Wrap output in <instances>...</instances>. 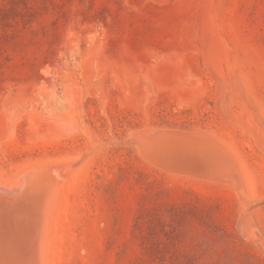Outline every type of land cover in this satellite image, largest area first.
I'll list each match as a JSON object with an SVG mask.
<instances>
[{"label": "rangeland", "instance_id": "rangeland-1", "mask_svg": "<svg viewBox=\"0 0 264 264\" xmlns=\"http://www.w3.org/2000/svg\"><path fill=\"white\" fill-rule=\"evenodd\" d=\"M45 167L52 264H264V0H0V180Z\"/></svg>", "mask_w": 264, "mask_h": 264}, {"label": "bare ground", "instance_id": "bare-ground-1", "mask_svg": "<svg viewBox=\"0 0 264 264\" xmlns=\"http://www.w3.org/2000/svg\"><path fill=\"white\" fill-rule=\"evenodd\" d=\"M145 135L147 134H144V137ZM155 138L157 140V137ZM146 145H149V142ZM149 150L153 152L154 149ZM160 156L163 157V153ZM47 168L50 169L45 167L43 171L23 173L9 182L0 180V264H52L56 240V214L70 173L56 171L59 176L57 180ZM56 169L59 171V166ZM60 180L63 183H60ZM41 189L45 193H36Z\"/></svg>", "mask_w": 264, "mask_h": 264}]
</instances>
